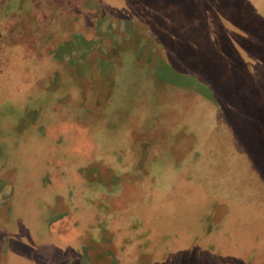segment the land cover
Here are the masks:
<instances>
[{
  "label": "rangeland",
  "instance_id": "374dc122",
  "mask_svg": "<svg viewBox=\"0 0 264 264\" xmlns=\"http://www.w3.org/2000/svg\"><path fill=\"white\" fill-rule=\"evenodd\" d=\"M0 264H264V0H0Z\"/></svg>",
  "mask_w": 264,
  "mask_h": 264
},
{
  "label": "crops",
  "instance_id": "0c3cea01",
  "mask_svg": "<svg viewBox=\"0 0 264 264\" xmlns=\"http://www.w3.org/2000/svg\"><path fill=\"white\" fill-rule=\"evenodd\" d=\"M85 177V176H84ZM61 217V216H60ZM62 218V217H61ZM58 219H59V217H58Z\"/></svg>",
  "mask_w": 264,
  "mask_h": 264
},
{
  "label": "trees",
  "instance_id": "16d2710c",
  "mask_svg": "<svg viewBox=\"0 0 264 264\" xmlns=\"http://www.w3.org/2000/svg\"><path fill=\"white\" fill-rule=\"evenodd\" d=\"M263 95V94H262Z\"/></svg>",
  "mask_w": 264,
  "mask_h": 264
}]
</instances>
